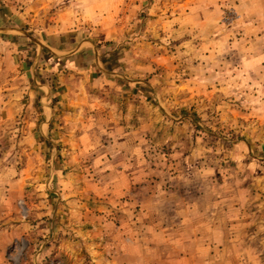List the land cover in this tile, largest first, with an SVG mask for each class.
<instances>
[{
	"label": "rangeland",
	"instance_id": "obj_1",
	"mask_svg": "<svg viewBox=\"0 0 264 264\" xmlns=\"http://www.w3.org/2000/svg\"><path fill=\"white\" fill-rule=\"evenodd\" d=\"M4 1L31 11L18 18L32 44L52 41L49 25L60 19L81 37L101 41L105 55L124 67L126 87L136 92L129 98L130 120L145 126L142 167L148 183L170 170L163 187L179 182L190 199L206 205L219 239H232L222 240L220 248L239 251L245 264H264V34H254L257 28L250 25L264 12V0H76V14L65 18L56 17V4L65 0ZM52 148L41 162L50 192L56 188L53 168L73 169L84 181L90 171L95 182L101 180L97 172L107 170L92 157L69 158L66 144ZM101 182L104 188L105 177ZM34 191V222L18 243L17 264H128L129 258L119 257V236L191 228L143 221L144 195L135 206L129 197L123 205L109 201L103 189L94 192L88 204L93 220L79 215L76 221L57 193L46 201ZM40 199L48 204L46 215L36 206ZM23 211L28 214V208ZM54 245L63 250L48 252Z\"/></svg>",
	"mask_w": 264,
	"mask_h": 264
},
{
	"label": "crops",
	"instance_id": "obj_2",
	"mask_svg": "<svg viewBox=\"0 0 264 264\" xmlns=\"http://www.w3.org/2000/svg\"><path fill=\"white\" fill-rule=\"evenodd\" d=\"M75 1L56 4V17L76 14ZM27 13L31 11L23 4L13 6L0 0V264H17L18 243L26 239L34 222V188L46 201L49 194L57 193L58 199L68 204L67 214L76 221L79 215L93 220L88 206L95 197L91 194L103 189L109 201H122L123 205L127 201L122 199L129 197L137 206L144 195L142 207L148 210L143 221L157 220L162 226L166 223L167 229L174 227L175 221L180 226L191 225L190 230L178 232L159 227V232L140 237L119 236L124 241L119 257L125 262L129 258L128 264H225L224 256L230 257V264H245L240 262L239 251L220 248L223 241L232 239H219L216 227L207 220L206 205L190 199L188 188L179 182L178 189L163 187L170 170L159 171L148 183L149 174L142 167L145 126L130 120L133 105L129 98L136 92L126 87L130 81L122 74L124 67L105 55V47L98 45L101 41L81 37L79 30L72 28V23L67 28L63 19L49 25L52 41L32 44L18 18L26 19ZM252 21L250 25L259 29L253 30L254 34H264V12ZM261 64L264 69V57ZM121 98L129 101L128 105H121ZM59 144L69 146L71 159L88 156L100 160L107 170L97 172L96 179L101 177V182L105 177L104 188L90 171L84 181L73 169L53 168L56 188L50 192L41 162L54 151L51 146ZM138 182L147 184L138 187ZM43 199L36 206L46 215L48 204ZM145 241L143 247L140 242ZM61 247L54 245L48 252L59 254Z\"/></svg>",
	"mask_w": 264,
	"mask_h": 264
}]
</instances>
